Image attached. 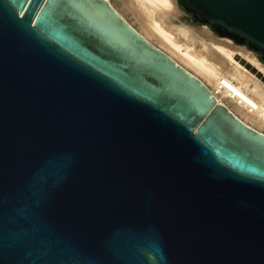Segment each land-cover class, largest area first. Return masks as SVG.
I'll list each match as a JSON object with an SVG mask.
<instances>
[{
  "label": "water",
  "instance_id": "95a60500",
  "mask_svg": "<svg viewBox=\"0 0 264 264\" xmlns=\"http://www.w3.org/2000/svg\"><path fill=\"white\" fill-rule=\"evenodd\" d=\"M264 63V0H176ZM0 264H264V132L108 0H0Z\"/></svg>",
  "mask_w": 264,
  "mask_h": 264
},
{
  "label": "rangeland",
  "instance_id": "374dc122",
  "mask_svg": "<svg viewBox=\"0 0 264 264\" xmlns=\"http://www.w3.org/2000/svg\"><path fill=\"white\" fill-rule=\"evenodd\" d=\"M109 1L114 9L118 11L121 16L140 34L144 35L152 44L163 50L179 64H181L183 67L203 80L212 91V93L217 96L219 100L223 102L227 107L233 110L238 116L240 115L235 111L234 107L228 101L227 97L224 96V94L222 93V89L220 90L217 86H215L216 80L213 77H208L206 75L204 76V74L200 71L197 72L195 67L206 73V63L203 58L198 59L193 56L192 53H190L191 50L195 52V47L203 48L204 46L211 50V52H213L215 55L223 59V61L227 65L236 67L234 65L237 64V68L249 72L244 73L245 75H248L249 78H251L252 82L261 90L262 93H264V63L255 58V52L247 53L243 43L240 45H235L228 38L209 35L207 24L189 23L187 12L182 11L175 6L176 0H171L167 6L153 3H151V6L155 7L158 11H162L163 13L169 12L168 15L170 20L167 23L168 26H165L164 24H162V22L156 21L157 25L161 26V33L164 35L170 34L172 37H176L178 34L180 39L184 41L189 40V42L186 43H174L172 41H167V43H160L159 41H157V39L153 38L154 36L148 34L141 28L140 22L136 19L130 9H126V7L122 5L121 0ZM236 58L239 60V62H245V66L250 67L249 71L246 70L244 66H240L239 63L236 62L235 64V60H237ZM231 59H235L234 62L233 60L231 61ZM225 78L233 81V79L229 78L228 76H225ZM233 83L235 84L236 81H233ZM250 86L252 87V85ZM246 122L252 127L264 132V128L261 129L262 127H259L248 120H246Z\"/></svg>",
  "mask_w": 264,
  "mask_h": 264
},
{
  "label": "bare ground",
  "instance_id": "6f19581e",
  "mask_svg": "<svg viewBox=\"0 0 264 264\" xmlns=\"http://www.w3.org/2000/svg\"><path fill=\"white\" fill-rule=\"evenodd\" d=\"M121 1H122V5L126 7V9H130L131 12L136 17V19L140 22L141 28L144 31H146L148 34L154 36L153 38L157 39V41H159L160 43L161 42L167 43V41H172L174 43L189 42V40L184 41L180 39L178 34L176 37H172L170 34L168 35L162 34L160 29L161 26H158L156 23V21H159L162 22V24H164L165 26H168L167 23L170 20L168 15L169 12L163 13L162 11H158L155 7L151 6V3L167 6L171 0H121ZM108 2L110 3L109 0ZM110 5L112 6L111 3ZM116 12L121 16V14L118 11ZM142 36L145 39H147L144 35ZM190 53H192V55L198 59H202V58L204 59L206 63L205 65L206 73L201 71L199 68L195 67V69L197 70V72L200 71L201 73H203L204 76L206 75L208 77H213L216 80L215 86H217L218 89L220 90L222 89V93L224 94V96L227 97L228 101L232 104L235 111L241 117L238 116L229 107L228 108L246 124H248L246 122V120H248L257 126L262 127L261 129H263L264 128V93H262L261 90L252 82L251 78H249L248 75H245L244 72L247 71H243L237 68L236 62L239 63L240 66L242 67L244 66V68L248 71L250 67L245 66L244 64L245 62L243 63V61L239 62L237 58L236 59L238 61L235 59H231V61L233 60V62L235 60L236 65L234 66L236 67L229 66L223 61V59L215 55L213 52H211V50H209L207 47L204 46L203 48L195 47V52L191 50ZM225 76H228L229 78L233 79V81H236V83L234 84L233 81L226 79ZM204 84L206 85L205 82ZM250 85H252V87ZM210 92L212 93L211 90ZM214 97L219 102H221L217 96L214 95Z\"/></svg>",
  "mask_w": 264,
  "mask_h": 264
}]
</instances>
